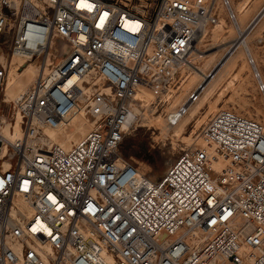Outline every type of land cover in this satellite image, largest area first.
<instances>
[{
    "label": "built area",
    "instance_id": "2783aa9c",
    "mask_svg": "<svg viewBox=\"0 0 264 264\" xmlns=\"http://www.w3.org/2000/svg\"><path fill=\"white\" fill-rule=\"evenodd\" d=\"M219 3L236 21L230 0H0V90L14 55L42 63L11 118L0 112V264H264L260 121L212 113L204 145L183 150L158 180L119 153L141 115L136 93H171L198 33L219 21ZM56 37L67 51L46 66ZM81 112L90 126L78 142L49 141L47 130ZM16 115L21 135L6 139Z\"/></svg>",
    "mask_w": 264,
    "mask_h": 264
},
{
    "label": "rangeland",
    "instance_id": "374dc122",
    "mask_svg": "<svg viewBox=\"0 0 264 264\" xmlns=\"http://www.w3.org/2000/svg\"><path fill=\"white\" fill-rule=\"evenodd\" d=\"M244 1L245 0H230V3L232 6H234ZM246 9H247V13L243 20V24H245L244 27L247 31L244 30V32L238 33L237 15H236V21H233L232 19L229 18L224 5L219 3L218 4L219 20H223L225 22L223 31H221V33L217 35V37L215 36L214 39L212 35L213 32L212 29L216 31L215 24L208 25L206 27L207 37L205 36L204 37L205 39L203 38L201 41H199L198 45L197 44L196 45L198 47V50L201 51L203 54L206 55L212 54L216 61L219 60L217 61V65L219 69V67L221 68V64L225 63L226 59L229 57L227 56L225 59L223 58L221 59V55L223 53L225 54L226 49L230 50L232 48V45L240 40L239 38H241L242 40L245 39L246 46L244 52H242V55L239 56L240 58L238 57L237 59L238 67L230 71L229 74L225 77L224 81L220 84L219 86L220 88L217 90L212 100H215L218 94L222 90H224L222 93L223 95H220L221 98H219L218 101H216L218 108L221 107L222 109H230L236 111L242 115L254 118L260 121L264 125V90H261L258 87L257 79L254 76L253 67L247 61V57L249 54L254 60L255 67L257 68L261 76L262 83L264 85V0H249ZM237 54L238 53L236 52L233 56ZM197 55L198 54L195 52V49H193V52L189 57V61L185 62V66H183V68L180 70V73L178 74V77L176 79L177 80L176 85L173 87V89L169 91L172 92L174 97L181 92V88L187 82L185 81L181 85L182 79L180 78L182 77V75L184 74L188 75L189 73L192 72V70L189 68L190 65L189 62H191V64L194 63V65H201L198 61ZM220 61H222V63L218 64ZM33 62L38 65H41L39 59L23 61L19 63L17 66L19 68L18 69L19 72H22L24 70V66H26L28 63H33ZM249 72H251V74H247ZM234 74H236L235 77L232 76ZM244 75H247V79L245 81H242L241 76ZM229 80H232L233 83L231 81V83L228 84ZM237 85L238 87H236ZM194 87H195L194 85L192 87H189V89L186 90V93L184 91V95L182 96L181 99L182 101L180 100V102H178V105L174 106L175 108L183 103V100H185L188 94L195 89ZM151 92L155 93V90L151 89ZM154 95H155L154 100L150 101L147 107L148 115L147 114L144 116L140 115L137 124L134 127L129 128L125 131L123 140L119 146V153L121 154L124 160L129 161L133 165H135L139 169L138 171L144 172V167L149 168L150 172L147 173V175L145 176L153 180H158L163 176L167 168L173 163L174 159L182 152V150H178V149L171 150L172 139L169 136H163V134L161 133V129H156L154 125L149 126L147 125V123H145L147 122L146 116L147 117L149 116V118H153V119L156 118L157 116H160L164 120V126L168 130L170 129L169 132L172 133V127L169 128L166 125V116L168 112L174 109L173 106L170 107L172 104L171 100H173L172 98L174 97L172 96L170 97V99L166 100V97H162L157 92ZM242 97L243 99H241ZM238 99L239 101H244L246 103L245 108H240L237 104H235V101L236 100L238 101ZM12 100L13 98H8V100L5 101L4 85H3V87L0 90V112L2 115L5 116V118H7L6 121L8 120V118L10 119L11 116L13 115ZM205 108H207V106ZM205 108L201 110L200 114L204 112ZM255 109H258L260 111V114H257ZM205 120H203V122H200L197 126L195 122H192L188 127V129L185 131L183 136L191 135V138L194 141L190 148L198 147L197 140L199 142V140L201 139L200 132ZM13 122L14 121L12 122L8 121L6 124L8 123L12 124ZM6 124L4 126H6ZM87 127H89V124L87 125ZM176 143L178 145L182 144L181 139H178Z\"/></svg>",
    "mask_w": 264,
    "mask_h": 264
},
{
    "label": "bare ground",
    "instance_id": "6f19581e",
    "mask_svg": "<svg viewBox=\"0 0 264 264\" xmlns=\"http://www.w3.org/2000/svg\"><path fill=\"white\" fill-rule=\"evenodd\" d=\"M248 1L249 0H245L244 2H242L238 5H234V6H232L230 3L231 9L235 13V15H237V24H238L237 31H238V33L244 32V30H246L244 27L245 24H243V20L246 16V13H247L246 6L248 4ZM226 11H227V9H226ZM224 24H225V22L223 20H219L215 24L216 31H214V29H212L213 38L215 36L217 37V35H219L221 33V31H223ZM206 31L207 30L205 27L204 29H202L198 33L197 40H196L197 45H198L199 41H201L206 36ZM239 39L240 40L238 42H236L232 45V48L230 50L226 49L225 54L223 53L221 55V59L222 58L225 59L227 56H229V57L226 59L225 63L221 64V68L219 67V69H218V65H217V61H219V60L216 61L212 54L211 55L203 54L201 51L198 50L197 45L194 46L195 52L198 54L197 55L198 61L201 65H194V63L191 64V62H189V64H190L189 68L192 70V72L189 73L188 75L184 74L180 78V79H182L181 85L185 81H187L186 84L181 88V92L178 95H176L175 97L173 96L172 92L168 93L169 95H166V100L170 99V97L173 96L174 98H172L173 100H171L172 104L170 107H172V106L174 107L175 105H178V102H180V100L182 99V96L184 95V91L186 93V90H188L189 87H192L193 85L195 86L194 88L197 89V92H199L198 99L195 103H193L187 109L186 113L182 116V118L177 123V125L172 127V133L169 132L170 129L168 130L164 126V120L160 116H157L154 119L149 118V116L148 117L146 116L147 122H145V123H147V125H149V126L154 125L156 129H161V133L163 134V136H169L172 139L171 150L178 149V150L183 151V150H186L185 148L190 149V147L192 146V143L194 142L193 139L191 138V135L183 136L185 131L190 126V124L192 122H195V124L197 126L200 122H203V120L208 118V116L211 113L222 110L221 107L220 108L217 107L216 101H218V99L221 98L220 95H223L222 93L224 90H222L220 93L218 92L219 94L217 93L218 96L215 98V100H212V99L214 98V95L217 92V90L220 88L219 87L220 84L224 81L225 77L229 74V72L238 67L237 59L239 56L242 55V52H244V49L246 46L245 39L244 40H242L241 38H239ZM51 46H52V49L49 51V57H48L46 66H50V65H54L55 63H58L61 60L63 54L67 51L66 50V48H67L66 43L64 42V40H62L59 37H56L53 40ZM236 52L238 54L233 56ZM23 61H25V60H23L21 57H19L17 55H14L10 59V66H9V70L7 73V78H6L5 83H4L5 101H7L8 98H13V100H14L20 93L26 91L29 87L32 86V84L35 82V80L40 76V74L42 72V63H41V65H38L34 62L28 63L26 66H24V70L22 72H19V70H18L19 68L17 66L19 63H21ZM188 61H186V62H188ZM247 61H248V58H247ZM186 64H188V63H186ZM246 70H247V68H246ZM238 72H239V70H238ZM209 73H211L210 76H209ZM247 74H251V72H249ZM232 76L235 77L236 74H234ZM246 79H247V75L241 76L242 81H245ZM231 81L232 80H229L228 84H230ZM232 83H233V81H232ZM179 86H178V88H179ZM236 87H238V85ZM232 90H234V89H232ZM173 91H175V90H173ZM153 92H151V90L148 88H141L136 93V96H135L136 107H137V110L139 111V113L143 116L147 114L148 104L150 103V101L154 100V98H155V95H154L155 93H153ZM234 95H237V94H234ZM231 97H233V96H231ZM228 99H230V98H228ZM241 99H243V97ZM235 104H237L240 108H245V106H246V103L244 101H239V99H238V101L237 100L235 101ZM206 106H207V108H205ZM204 108H205L204 112L202 114H200L201 110ZM255 111L257 114H260V111L258 109H255ZM19 122H20V117H19V115H16L15 122H13L12 124L11 123L6 124V126H4L2 128L1 134L6 139H9V140H14L16 138H19L21 135ZM88 124L90 126V121L87 119V117L84 115V113L81 112L65 127L49 129L46 131V134L48 136L49 141L59 143L63 147L67 148V147L71 146L72 144L78 142L79 139L88 131V129H89V127H87ZM176 139L177 140L181 139L182 144L178 145L176 143V141H177ZM203 145L204 144H203L202 139H200L199 142L197 140V146L198 147L203 146ZM5 164H6V161H4L3 165H5ZM224 165H225V163L223 161L219 160V162H217L215 164V168L217 170H220L221 168H223ZM137 170H139V169L137 168ZM138 172L141 175H144V177H146L145 175H147V173L150 172V169L144 167V172H141V171H138ZM146 178L149 181H153V179H150L148 177H146ZM242 256H245L244 251L242 252ZM222 264H232V263H231V261H225Z\"/></svg>",
    "mask_w": 264,
    "mask_h": 264
},
{
    "label": "water",
    "instance_id": "95a60500",
    "mask_svg": "<svg viewBox=\"0 0 264 264\" xmlns=\"http://www.w3.org/2000/svg\"><path fill=\"white\" fill-rule=\"evenodd\" d=\"M222 63V61H220L218 64H221ZM211 75V73H209V76Z\"/></svg>",
    "mask_w": 264,
    "mask_h": 264
}]
</instances>
